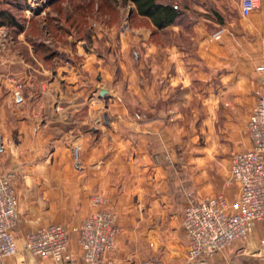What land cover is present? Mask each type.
<instances>
[{"label":"crops","instance_id":"crops-1","mask_svg":"<svg viewBox=\"0 0 264 264\" xmlns=\"http://www.w3.org/2000/svg\"><path fill=\"white\" fill-rule=\"evenodd\" d=\"M181 8L175 23L160 30L150 24L148 38L173 39L163 43L156 36L150 43L148 104L108 103L120 98L103 81L93 83L90 61L83 66L89 74L62 66L56 56L47 68L50 57L18 50L26 44L22 38L14 42L18 49L0 55V174L15 189L19 215L17 253L0 264H85L73 229L101 209L114 212L120 227L102 264L154 257L179 263L186 183L193 179L197 193L237 199L238 190L225 181L232 156L250 148L245 123L264 93V70L257 69L264 66V0L247 17L240 0H181ZM180 107L197 110L202 124L192 149L189 133L175 132L185 120ZM95 197L102 203L93 205ZM47 224L69 229V262L23 251L24 235ZM251 234L259 241L256 252L264 253L261 226ZM226 254L215 253L212 264Z\"/></svg>","mask_w":264,"mask_h":264},{"label":"rangeland","instance_id":"rangeland-1","mask_svg":"<svg viewBox=\"0 0 264 264\" xmlns=\"http://www.w3.org/2000/svg\"><path fill=\"white\" fill-rule=\"evenodd\" d=\"M174 1L179 5L181 3V0ZM0 11L8 12L12 16L14 23L18 25L17 28L0 25L1 56L6 53L8 47L18 49L17 47L20 45H16L15 40L22 38L26 44L18 50L21 53H32L36 59H41L44 53L47 58L50 56V59H47L45 63L47 68L54 66L51 58L56 56L59 60L57 62L62 66L68 67L71 65L74 70L83 74H89L83 71V66L88 60L92 64L88 68L91 69L90 71L93 74V83H97L100 86V81H103L108 87L116 90L115 93L119 96L120 101L117 100L116 103L106 101L110 104H148L147 101L150 98L148 91L149 83L147 82L149 81L150 43L156 44L157 39L160 37H162L163 43H165L164 40L170 41L173 39L169 36L167 38L166 34L148 38L147 34L152 30L149 21L139 17L133 11V6L125 0H0ZM142 37H146V39L143 40ZM177 41L179 42L180 38ZM141 42L144 44H141ZM16 49H14V53H17L18 50ZM107 75L110 76L109 81L104 80ZM196 105L191 104L192 107H196ZM181 107L178 109V112L185 116V120L183 121V125H180V123L176 124L175 132L181 133V128H183V133L188 132L192 149L194 145H197V139H194L192 134L195 135L197 130L202 127V124L197 117V110H188L185 107L182 109ZM174 116H176V113ZM186 121H189V123L194 121V125L186 124ZM74 149H78L79 152L78 147L75 146L72 152ZM194 152L193 150L190 151V159ZM73 158L77 160L78 155L75 157L73 154ZM180 158L178 157L177 163L181 161ZM183 160L187 162L185 158ZM227 173L225 185L238 190L237 184L230 181L229 163ZM212 176L215 177V174L207 173V178H212ZM202 180L204 181V179ZM198 184H201V182H197ZM186 185L189 188L186 193L185 205L190 196L199 200L206 196L219 195V193L211 194L209 192L197 193L196 182L193 179L188 181ZM180 186V184H177L175 190H179ZM95 199L99 201L95 202ZM101 203V197H95L92 200L93 205ZM184 208H182L183 212ZM97 211H106L114 215L117 222V216L114 212L107 209ZM18 224L19 215L14 236ZM80 224L74 229L78 228ZM59 225L64 226L69 234L67 226L63 224ZM74 229L73 232L76 235ZM251 233L220 251L221 253L227 252V257H221L217 264H264V253L256 252L260 249L259 241L253 240ZM185 240L186 248H184L185 251L182 254H179V263L183 262L187 255L188 242L186 237ZM228 250H231V253H228ZM152 259L161 260L157 257L147 260ZM204 264H212L210 258Z\"/></svg>","mask_w":264,"mask_h":264},{"label":"built area","instance_id":"built-area-1","mask_svg":"<svg viewBox=\"0 0 264 264\" xmlns=\"http://www.w3.org/2000/svg\"><path fill=\"white\" fill-rule=\"evenodd\" d=\"M257 4L258 0H240L241 16H249ZM257 69L264 70V66ZM246 131L250 148L234 154L229 162L230 181L238 186L237 199L228 202L222 195L199 200L190 196L182 220L187 255L176 264H204L215 253L251 233L255 224L264 231V93L248 115ZM73 154L76 157L78 149ZM17 222L16 192L8 177L0 175V258L17 253ZM74 231L85 264H102L101 256L115 247L119 227L114 215L97 211ZM261 244L264 245V237ZM23 251L42 259L69 262L68 231L59 224L41 226L24 235ZM139 264L166 263L152 259Z\"/></svg>","mask_w":264,"mask_h":264},{"label":"trees","instance_id":"trees-1","mask_svg":"<svg viewBox=\"0 0 264 264\" xmlns=\"http://www.w3.org/2000/svg\"><path fill=\"white\" fill-rule=\"evenodd\" d=\"M125 1L129 2L133 6V11L139 17L147 19L150 24H152L156 29L159 30L178 21L182 14L181 3L179 5L177 3H174L173 0ZM0 18V25H6L16 28L18 27V25L14 23L12 16L8 12L0 11Z\"/></svg>","mask_w":264,"mask_h":264},{"label":"water","instance_id":"water-1","mask_svg":"<svg viewBox=\"0 0 264 264\" xmlns=\"http://www.w3.org/2000/svg\"><path fill=\"white\" fill-rule=\"evenodd\" d=\"M219 32H220V29L217 30L216 32H214V33H213V36L216 35V34H218ZM105 94H106V90H105V89H102V90L100 91V96H103V95H105Z\"/></svg>","mask_w":264,"mask_h":264}]
</instances>
